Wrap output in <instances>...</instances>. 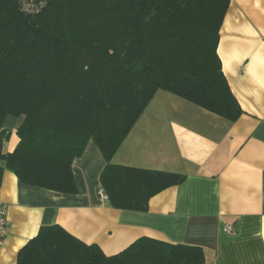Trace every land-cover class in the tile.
<instances>
[{"label":"trees","instance_id":"trees-1","mask_svg":"<svg viewBox=\"0 0 264 264\" xmlns=\"http://www.w3.org/2000/svg\"><path fill=\"white\" fill-rule=\"evenodd\" d=\"M31 1L34 12L22 9ZM230 0H0V185L74 195L72 164L88 141L100 189L118 210L146 212L184 175L112 158L156 92L230 123L243 114L222 72L219 31ZM7 117L21 119L3 153ZM202 248L140 238L106 256L58 225L42 226L15 264H204Z\"/></svg>","mask_w":264,"mask_h":264},{"label":"crops","instance_id":"crops-1","mask_svg":"<svg viewBox=\"0 0 264 264\" xmlns=\"http://www.w3.org/2000/svg\"><path fill=\"white\" fill-rule=\"evenodd\" d=\"M217 54L243 112L236 122L158 91L112 158L184 175L181 184L152 197L146 212L114 209L98 196L105 161L91 140L72 164L74 195L21 184L4 171L0 264H15L19 249L51 225L106 256L149 238L198 246L204 264H264V0H230ZM20 123L5 119L3 153L15 148Z\"/></svg>","mask_w":264,"mask_h":264},{"label":"built area","instance_id":"built-area-1","mask_svg":"<svg viewBox=\"0 0 264 264\" xmlns=\"http://www.w3.org/2000/svg\"><path fill=\"white\" fill-rule=\"evenodd\" d=\"M98 196L100 197V199L106 200V196L101 189L98 190ZM228 231L232 232V229L228 227ZM7 232H8V223L5 217L4 210L0 206V247L2 246L3 240L7 235Z\"/></svg>","mask_w":264,"mask_h":264},{"label":"rangeland","instance_id":"rangeland-1","mask_svg":"<svg viewBox=\"0 0 264 264\" xmlns=\"http://www.w3.org/2000/svg\"><path fill=\"white\" fill-rule=\"evenodd\" d=\"M22 9L27 12H34L37 8L31 3V1H25L22 3Z\"/></svg>","mask_w":264,"mask_h":264}]
</instances>
